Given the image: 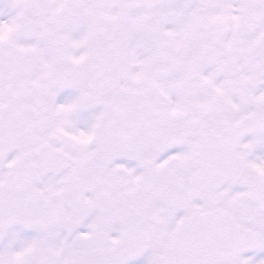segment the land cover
Here are the masks:
<instances>
[{
  "label": "snow or ice",
  "instance_id": "snow-or-ice-1",
  "mask_svg": "<svg viewBox=\"0 0 264 264\" xmlns=\"http://www.w3.org/2000/svg\"><path fill=\"white\" fill-rule=\"evenodd\" d=\"M0 264H264V0H0Z\"/></svg>",
  "mask_w": 264,
  "mask_h": 264
}]
</instances>
